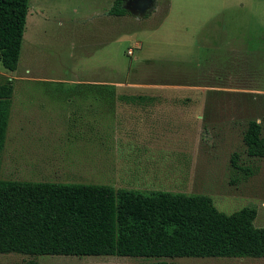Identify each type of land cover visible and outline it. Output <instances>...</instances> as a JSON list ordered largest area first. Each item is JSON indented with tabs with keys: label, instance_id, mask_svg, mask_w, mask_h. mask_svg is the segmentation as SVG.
Listing matches in <instances>:
<instances>
[{
	"label": "rangeland",
	"instance_id": "obj_1",
	"mask_svg": "<svg viewBox=\"0 0 264 264\" xmlns=\"http://www.w3.org/2000/svg\"><path fill=\"white\" fill-rule=\"evenodd\" d=\"M113 2L29 1L18 68L8 71L0 61V83H14L0 178L207 194L227 213L255 207L254 225L264 227V158L249 157L243 140L252 119L264 135V0H157L145 17H107ZM91 86L182 91L152 118L117 127L93 119L91 96L78 91ZM117 129L134 136L114 137ZM234 153L247 171L232 166ZM31 257L0 253V264ZM36 258L264 264V257Z\"/></svg>",
	"mask_w": 264,
	"mask_h": 264
},
{
	"label": "trees",
	"instance_id": "obj_2",
	"mask_svg": "<svg viewBox=\"0 0 264 264\" xmlns=\"http://www.w3.org/2000/svg\"><path fill=\"white\" fill-rule=\"evenodd\" d=\"M29 1L0 0V61L11 72L18 68ZM124 3L114 0L109 13L130 15ZM13 93L12 80L0 83V161ZM243 140L249 157L264 158L260 122H248ZM238 157L233 154L232 166L245 170ZM256 216L252 206L222 211L207 194L0 178V253L32 256L19 264H39L38 255L261 258L264 227L254 225Z\"/></svg>",
	"mask_w": 264,
	"mask_h": 264
},
{
	"label": "crops",
	"instance_id": "obj_3",
	"mask_svg": "<svg viewBox=\"0 0 264 264\" xmlns=\"http://www.w3.org/2000/svg\"><path fill=\"white\" fill-rule=\"evenodd\" d=\"M108 16L115 17L110 13ZM99 72L98 69L97 73ZM78 91L79 94L91 96L89 102L90 106H94L92 111L95 112L93 119L96 123H113L118 127L120 121L131 126L130 124L134 122H143L148 117L152 118L155 108L160 109L168 104L171 100L169 96L177 94L182 89L162 86H91ZM113 133L114 137H126V141L134 136L126 131L118 130Z\"/></svg>",
	"mask_w": 264,
	"mask_h": 264
},
{
	"label": "water",
	"instance_id": "obj_4",
	"mask_svg": "<svg viewBox=\"0 0 264 264\" xmlns=\"http://www.w3.org/2000/svg\"><path fill=\"white\" fill-rule=\"evenodd\" d=\"M157 0H125L124 7L137 17H145L156 8Z\"/></svg>",
	"mask_w": 264,
	"mask_h": 264
}]
</instances>
